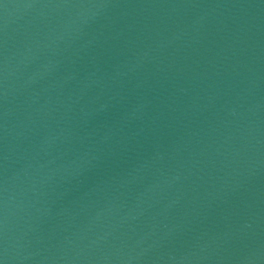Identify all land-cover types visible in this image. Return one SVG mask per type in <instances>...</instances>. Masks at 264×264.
<instances>
[{
  "label": "water",
  "instance_id": "1",
  "mask_svg": "<svg viewBox=\"0 0 264 264\" xmlns=\"http://www.w3.org/2000/svg\"><path fill=\"white\" fill-rule=\"evenodd\" d=\"M0 264H264V0H0Z\"/></svg>",
  "mask_w": 264,
  "mask_h": 264
}]
</instances>
